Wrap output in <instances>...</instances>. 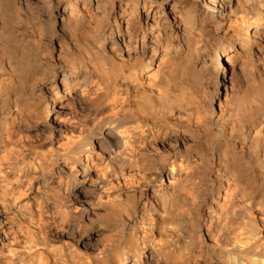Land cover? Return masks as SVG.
<instances>
[{
  "label": "clouds",
  "instance_id": "1",
  "mask_svg": "<svg viewBox=\"0 0 264 264\" xmlns=\"http://www.w3.org/2000/svg\"><path fill=\"white\" fill-rule=\"evenodd\" d=\"M0 264H264V0H0Z\"/></svg>",
  "mask_w": 264,
  "mask_h": 264
}]
</instances>
